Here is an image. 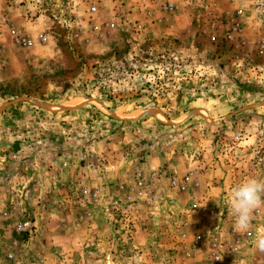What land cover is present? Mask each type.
Returning a JSON list of instances; mask_svg holds the SVG:
<instances>
[{"label":"rangeland","instance_id":"rangeland-1","mask_svg":"<svg viewBox=\"0 0 264 264\" xmlns=\"http://www.w3.org/2000/svg\"><path fill=\"white\" fill-rule=\"evenodd\" d=\"M0 17V264H264V208L238 232L229 205L264 179V0Z\"/></svg>","mask_w":264,"mask_h":264},{"label":"clouds","instance_id":"clouds-1","mask_svg":"<svg viewBox=\"0 0 264 264\" xmlns=\"http://www.w3.org/2000/svg\"><path fill=\"white\" fill-rule=\"evenodd\" d=\"M229 205L235 218V230L247 231L251 227L254 214L264 208V179L250 177L233 187L229 195ZM253 243L259 252L264 253V233H258Z\"/></svg>","mask_w":264,"mask_h":264},{"label":"built area","instance_id":"built-area-1","mask_svg":"<svg viewBox=\"0 0 264 264\" xmlns=\"http://www.w3.org/2000/svg\"><path fill=\"white\" fill-rule=\"evenodd\" d=\"M4 23H5V18L4 17H0V24L2 25ZM11 35H12V38H13L14 42L17 45L24 46V47H29V46H31L33 44V41L31 39H27V38L21 37L17 33H15L14 31H11ZM38 41L40 43H45L47 41V38H46L45 35L41 34V35L38 36ZM136 185H137L138 188H141L143 186V180L141 178H138Z\"/></svg>","mask_w":264,"mask_h":264},{"label":"trees","instance_id":"trees-1","mask_svg":"<svg viewBox=\"0 0 264 264\" xmlns=\"http://www.w3.org/2000/svg\"><path fill=\"white\" fill-rule=\"evenodd\" d=\"M167 87L164 86V83L161 81H147L144 83L143 88H141V91L144 93H151L153 89L155 90H166Z\"/></svg>","mask_w":264,"mask_h":264}]
</instances>
